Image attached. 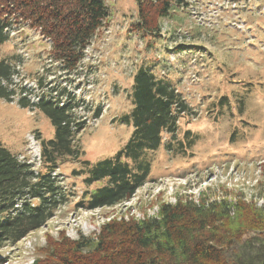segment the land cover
<instances>
[{"label": "rangeland", "instance_id": "1", "mask_svg": "<svg viewBox=\"0 0 264 264\" xmlns=\"http://www.w3.org/2000/svg\"><path fill=\"white\" fill-rule=\"evenodd\" d=\"M104 2L109 16L74 71L54 62L49 42L26 24L8 32L0 47V60L16 61L11 89L26 90L32 101L64 90L82 103L77 113L86 118L76 142L83 156L76 162L62 159L55 172L70 193L68 203L42 228L2 248L0 264H34V249L44 245L45 235L95 236L111 219L155 217L159 203L179 197H242L264 204V0H187L186 6H172L154 35L134 28V0ZM139 67L170 82L187 104L176 138L190 131L198 139L185 158L171 155L163 144L150 154V180L129 201L78 210L83 192L101 182L87 188L73 171L82 160L93 164L113 156L128 141L132 127L123 117L133 107L129 94ZM222 97L227 101L220 106ZM13 99H0V144L36 168L37 138L51 139L53 128L41 112L20 108ZM96 108L102 111L98 119L83 110Z\"/></svg>", "mask_w": 264, "mask_h": 264}, {"label": "trees", "instance_id": "2", "mask_svg": "<svg viewBox=\"0 0 264 264\" xmlns=\"http://www.w3.org/2000/svg\"><path fill=\"white\" fill-rule=\"evenodd\" d=\"M134 2L138 19L134 28L148 35L159 34V21L172 6L187 5V0ZM108 16L104 0H0V47L8 32L26 24L49 42L54 62L74 71ZM14 60H0V99L12 103L17 97L20 108L41 112L53 128V137L37 138L36 168L0 144V250L42 228L68 203L70 193L55 172L62 159L76 162L83 156L76 142L86 126V118L77 113L82 103L64 90H51L32 101L26 90L11 89L17 74ZM129 98L133 107L123 117L132 127L128 141L113 156L93 164L82 160L79 170L73 171L83 177L87 188L101 182L93 192H83L75 204L78 210L129 201L150 180V154L162 144L173 156L191 155L198 136L185 131L176 138L179 118L188 115L189 108L170 82L139 67ZM226 101L222 97L218 104ZM83 110L92 119L102 112L101 108ZM34 252V264H264V204L242 197L233 201L210 200L203 194L197 201L179 197L174 203H159L155 217L111 219L100 225L95 236L71 240L62 232L57 238L45 235L44 245Z\"/></svg>", "mask_w": 264, "mask_h": 264}]
</instances>
